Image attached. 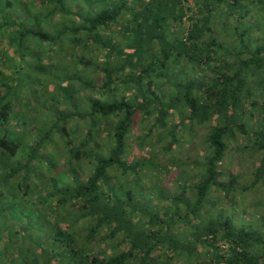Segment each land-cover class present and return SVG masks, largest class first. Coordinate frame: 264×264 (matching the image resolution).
Listing matches in <instances>:
<instances>
[{
    "label": "trees",
    "instance_id": "obj_1",
    "mask_svg": "<svg viewBox=\"0 0 264 264\" xmlns=\"http://www.w3.org/2000/svg\"><path fill=\"white\" fill-rule=\"evenodd\" d=\"M260 200L264 0H0V264H264Z\"/></svg>",
    "mask_w": 264,
    "mask_h": 264
},
{
    "label": "rangeland",
    "instance_id": "obj_2",
    "mask_svg": "<svg viewBox=\"0 0 264 264\" xmlns=\"http://www.w3.org/2000/svg\"><path fill=\"white\" fill-rule=\"evenodd\" d=\"M73 1V0H72ZM248 19V18H247ZM250 20V22H251V19H249ZM252 21H254L253 19H252ZM243 23H245V24H248L249 22L248 21H242ZM22 83V85L24 86V84H25V87H24V89H29L27 86H26V82L24 83V81H22L21 82ZM23 99H24V96H23ZM23 99H22V101H23ZM22 105H24V101L22 102ZM250 155V154H249ZM249 155H247V156H245V158H244V160H241V159H239V167H240V169L242 170V172H244L245 174L247 173V174H251V173H253V169H254V164H255V159H251V157L249 156ZM50 161H51V159H49ZM50 161H46V164H45V166H43L44 168H47L48 169V167L47 166H49L50 167V169H51V167L54 165V163L53 162H50ZM48 170H46V172H47ZM251 193H254V191H252ZM250 197H254V198H259L258 197V194H257V192H255L254 194H251L250 195ZM156 203H160L159 201H155ZM259 205L257 206V209L259 210V211H262V212H264V201H262V200H260V203H258ZM27 205V204H26ZM250 205L251 206H256L255 205V203H250ZM10 206V205H9ZM251 208V207H250ZM26 210V211H25ZM24 211H25V214H24V217L26 218V220H27V223H28V226L29 225H31L32 224V226H34V220H36V219H38L36 216L34 217L33 215H29L30 214V209H25ZM249 211H251L250 209H249ZM245 212L246 211H238L237 212V215H235V217L237 218V221L238 222H240L241 224H249V221L250 220H248V214H247V212H246V214H245ZM243 215H245L246 217H244ZM254 215V214H253ZM258 216H260V215H258ZM41 219V218H40ZM254 226H257V225H259L260 224V220L256 217L254 220H251L250 221ZM82 227H85V226H82ZM31 233L32 234H34L35 233V241L36 240H39L38 239V237H36V235H39V234H36V232L35 231H32L31 230ZM38 233V232H37ZM29 241V240H28ZM44 241V240H43ZM30 242V241H29Z\"/></svg>",
    "mask_w": 264,
    "mask_h": 264
}]
</instances>
